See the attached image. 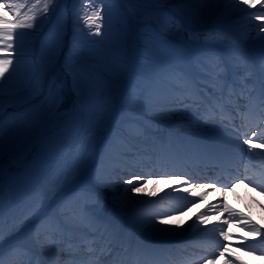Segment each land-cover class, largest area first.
<instances>
[{"label": "rangeland", "instance_id": "1", "mask_svg": "<svg viewBox=\"0 0 264 264\" xmlns=\"http://www.w3.org/2000/svg\"><path fill=\"white\" fill-rule=\"evenodd\" d=\"M120 1L130 10L132 19L126 18L122 7L116 8L115 5L105 2L101 34L91 35L90 32L94 31V26L89 29L82 16L86 12L90 14L93 10L92 7H89L87 3L83 4V0H72L74 19L71 33L72 36L79 34V38L75 39L76 42L71 45L68 56H71V61L82 54L87 58L85 64L74 67L73 70L78 76L80 87L89 90L92 105L88 115L84 118L82 144L76 151L68 152V155L73 158L70 169L63 170L61 167V170H58L54 166H50L51 168L46 171L48 178L58 182L61 186L59 189L56 188L55 194L49 196L41 206L32 208L23 216L25 222L22 227L32 225L36 242L43 229L54 222L58 223L59 217L63 214L62 204L64 201L75 198L84 205L83 197L90 196V192L84 196L85 188L80 182L89 171L93 173L92 179L95 184L100 185L106 181V170L103 167L106 162L103 157L107 153L105 151L106 144L112 145V152L118 157L120 151H127L124 148L123 140L129 142L127 135L130 134L136 123L149 126L147 115L158 120L161 119L159 116L161 111L156 109V104H158L157 100L164 96L163 93L166 90L164 91V84L162 87H154L157 81L167 80V88L171 86L176 88L174 83H181L182 80L173 78V73L187 72L186 74L192 77V70L198 71L200 64H206L212 54L219 56L224 61L226 72L228 68L230 73L229 77L225 73L218 78L215 77L216 81L221 84L224 79L229 82L233 75L243 76L245 72L250 77V81H256L257 70L262 68L258 65L264 59V40H261L257 35L258 29L255 24L259 22H253L250 19L252 14L258 15L264 11L259 5L255 9H249L246 5L238 3L237 0H217L216 3L196 5H181L175 3L174 0ZM0 3L24 5L20 9V19H24L25 16L36 17L35 28L17 29L16 39L13 42L14 53L11 57L13 65L5 75L7 83L0 80V84L3 85L2 103L5 126L2 145L9 146L17 142L21 136L19 130H16L17 133L14 132L16 137L13 135L14 127H20L21 124L29 122L27 120L44 119L46 108L53 101L51 96L43 95V77L36 74L32 60H25L24 57H18V55L32 54V48L36 42L35 37L33 38L35 31L45 30L47 25L52 22L39 43L37 57L39 71L46 72L47 66L51 63V57L57 58L63 46L69 16L67 0H61L56 18L54 17L55 12L51 10L47 13V18H44V5L49 3V0H2ZM190 7L200 9L199 19H193L184 13L183 10ZM6 11H8L9 18H14L11 10L6 9ZM179 18L189 29L201 30L204 35H199L196 31L194 32L197 34L187 33ZM136 37L140 49L137 74L133 86L123 101L128 111H117L116 104L120 86L127 80L130 73V52ZM97 38L99 41L95 42L94 39ZM0 58L7 57L0 54ZM17 60L20 61L19 64L16 63ZM69 61L67 62L69 63ZM94 66L97 67V70H94ZM71 67L66 70L69 71ZM203 76L204 73L199 72L196 85L198 88L207 87L205 83L200 84ZM48 79L50 83L54 84V81H57V75L50 73ZM29 81H31L30 83L34 82L32 87L34 90L30 92L31 94L21 93V91L27 90ZM226 85L224 83L220 90L224 89ZM178 91L183 92L181 88H178ZM49 93L52 92L48 90ZM199 95L203 99V92ZM9 96L13 99L8 98ZM38 97L39 99H37ZM47 98L49 102H45ZM155 101L157 102L154 105ZM30 102L29 107L22 112H17ZM100 114H103V122L97 126ZM115 119L116 123L114 124ZM30 125L34 128V134L39 135L42 125L36 123ZM110 126L112 128L109 130ZM11 128L12 130H10ZM37 175L41 174L35 173L33 176L36 178ZM20 178L24 181L25 187L32 186V177L22 176ZM75 193H77L76 197H74ZM79 193L81 194L79 195ZM88 208L95 210L98 217L107 218L119 224V216L108 205L107 200L101 198L93 200V204ZM18 214L20 213L18 212ZM14 236L8 234L0 238V255L10 254L11 249L18 245L14 242ZM126 237L134 238L131 229L126 231ZM47 243L52 245V249H45L46 245L44 244L41 252L53 256L60 248L55 246L53 249L54 244ZM32 254L35 256L34 253ZM48 260L50 261V259Z\"/></svg>", "mask_w": 264, "mask_h": 264}, {"label": "bare ground", "instance_id": "2", "mask_svg": "<svg viewBox=\"0 0 264 264\" xmlns=\"http://www.w3.org/2000/svg\"><path fill=\"white\" fill-rule=\"evenodd\" d=\"M68 4L70 5V2ZM115 4L117 6L116 2ZM119 6L122 7L126 18L132 19L133 16L130 10L123 3H119ZM139 51L136 37L130 52V73L127 80L120 86L116 104L117 111H128L123 101L136 78ZM222 68L223 71H226V66L220 60L218 66L213 69L208 68V72L212 70L213 76L216 74L220 75L223 74ZM58 71L61 74H59L58 80L55 81V87L49 83L47 84V82L43 85L44 91L46 86L51 89L52 93L48 94L51 99L53 98L54 100L57 96L59 97L56 106L52 107L53 101H51V105L46 108L44 119L27 120L29 122L21 124L20 127L15 126L14 131L11 128L10 130L13 133L16 130L20 131L21 136H19L18 141L9 146H0V194H2L3 200L0 227L3 229V236L8 234L15 235L14 242L34 253L36 258L43 263V258L38 257V254L43 250L42 246L44 244L39 243L43 241V238H39L36 242L32 225L22 227L25 222L23 216L30 212L32 208L41 206L49 196L55 194L56 188L59 189L61 186L58 182L49 179L46 171L51 168L50 166H54L58 170H61V167L63 170L70 169L73 158L68 155V152L76 151L78 146L82 144L84 118L88 115L92 105V97L89 95V90L80 87L78 76H76L73 67L67 71L58 66ZM261 76V74L258 75L257 82L255 81L257 84ZM207 79L210 85L216 83L215 78L209 77ZM224 83H229L228 87L232 88L236 93H239L241 88L245 86L243 76L240 75H235L231 82L225 80ZM216 84L217 86L219 85L218 83ZM185 85H180V87ZM247 87H250V83L247 84ZM212 91L213 93L206 94L208 102L204 103L205 108L211 110L210 115L214 117L211 123H205L208 121L202 120L204 117H199V113L193 111L188 105L173 106L168 110L161 111L159 116L163 121H159L155 117L149 118L150 135L152 137L150 146H152L151 149L154 154H157L158 160L156 170H161L162 166H169L167 161L160 162L161 158L165 159L162 155L163 153L158 150V146L161 143L179 145L187 142L210 143L211 145L219 143L222 147L218 146L219 148L215 149V154L217 155L221 152H226L224 148L229 149L230 155L228 158H224L223 161L224 174H227L229 170H236L233 174L239 173L242 167L249 166L247 162H243L238 158L237 154L242 152L246 153L247 158L253 161L252 170H259L260 172L264 170V161L262 160L264 158V149H256L252 153L247 151L248 146L243 145V142L236 136V134L240 136L245 122L241 123V121H238L236 124H231L223 114L224 110L223 113L220 111L222 104L220 96L216 94L215 90ZM219 91L223 92L222 90ZM225 97H227V101H232L233 103L236 101L233 97ZM236 105L241 108L240 105L245 106V103L238 100ZM244 106H242L243 110ZM31 123L42 125L39 135L34 134V128L30 125ZM229 126L234 129L229 128ZM111 128L112 126L109 127V130ZM13 135L16 137L15 133ZM160 137L162 139L160 144H158V138ZM164 137L168 139L165 141ZM133 139H141V137H133ZM256 142L259 143L261 141L257 140ZM126 146H130L133 151L138 152L141 155L139 159L138 157L131 159L135 155V152L132 153V151H129L128 155H121L120 158L113 152H107L103 156L106 159L105 164H103L106 170V181L100 185L95 184L92 179L93 173L89 171L80 182L93 196L106 198L109 206L118 214L124 232L127 229H131L136 237L135 239L150 242L156 241L157 244L161 242L169 244L180 243L184 247H189V250L196 255L206 256V259L201 260L198 264H206L209 259H215V264H225L226 259H229L231 264H264V258L260 253L253 251L255 248L264 250V246L261 244L264 241V236H256L250 227H243L242 222L233 221L228 213L218 212L212 207L213 205L220 207L222 201L231 209L238 213H243L245 217H250L256 225L264 228L263 188L252 186L254 184L246 179L245 184H239L231 192L218 191L213 189V187L197 189V192L204 197L198 200L195 199L197 197L188 196L187 193L183 192V188L189 186L184 181L177 178L164 180L155 174L147 175L136 170L137 168L131 165L134 164L136 166L147 161V155L150 150L145 151L147 147L143 148L145 147L144 142H140L137 145L135 143L126 144ZM235 147L236 150L233 151ZM141 149L142 152H140ZM189 152L181 150L180 155L187 157ZM98 163L101 165L100 162ZM119 166L120 168L118 169ZM185 169L187 168L185 167ZM215 169L218 168L215 167ZM134 171L137 172V175L131 173ZM35 173H40L41 175H37L35 178L33 176ZM240 173L243 175V172ZM22 176H25V178L32 177V186L28 185L25 187L24 181L20 180ZM135 177L140 179H135ZM127 180H132V183H126L125 181ZM144 180H146V183L143 182ZM178 180L180 183H177ZM221 180L228 183L230 177L225 176ZM133 186H142V191L139 193L132 192ZM173 189L177 190L173 191ZM185 196L188 197L187 199L194 198L197 202L195 206L182 212L187 207L176 200ZM158 202H161L162 207L156 205ZM25 209L29 211H23ZM168 210L169 212H167ZM149 211L154 215L152 219L145 214ZM201 216L208 217L207 224L200 222L199 218ZM165 219H171L172 223L165 224L160 222ZM225 220H229L228 225L223 223ZM228 228H230V238L228 241H224L219 233ZM175 239L179 240L176 242ZM47 244L45 243V249H52V245ZM225 245H229V252L224 257H218L219 252L223 250ZM54 248L55 246L53 245ZM54 259L58 260L60 264H65V261L69 260V254L63 255L60 250L55 256H51L50 260ZM5 264H14V262L8 261Z\"/></svg>", "mask_w": 264, "mask_h": 264}, {"label": "snow or ice", "instance_id": "3", "mask_svg": "<svg viewBox=\"0 0 264 264\" xmlns=\"http://www.w3.org/2000/svg\"><path fill=\"white\" fill-rule=\"evenodd\" d=\"M105 2L106 0H86V3L89 7H92V11L90 14L87 12L82 16L84 23L92 29L94 26V31H91V35H100L101 34V27L104 22V15H105ZM142 2H148V0H142ZM175 3L181 5H196V4H203V3H216L217 0H174ZM238 3L246 5L249 9H255L259 5L261 9H264V0H237ZM59 3V0H49V3L44 5V18H47V13L51 10H55V5ZM24 7V5L18 3H0V54L7 58H0V80H5V75L9 72L10 67L13 65V59L11 58L14 53V41L16 39L15 33L17 29H33L36 27L35 16H25L24 19H20V9ZM6 9L11 10L14 18H9L8 11ZM184 13L190 16L193 19L200 18V9L196 7L185 8ZM251 21L259 23L255 24V27L258 29L257 35L260 37L261 40H264V11L260 14H252L250 17ZM41 22H43L41 20ZM23 35V33H21ZM17 64L20 63L19 60L16 61ZM262 66V76L257 84L255 81H251V87H247V84L250 81V77L248 76L247 72H245L243 76V80L245 81V86L241 88L239 93H236L233 89L229 88L228 90V97L231 98L233 96H242L245 92L248 95V103L244 106V111H240L239 109L238 114L242 120L251 121L257 120L258 123L255 124V128H260L261 130L257 132L255 128H250L248 132L243 133V145H247V151L249 153L254 152L256 149H264V59L261 60ZM15 71V69H13ZM175 78L179 79H186V77L180 74H172ZM163 82L157 81L154 87H162ZM2 89L3 85L0 84V146L3 144L4 138V130L5 126L3 123L4 120V108L2 103ZM11 94V93H10ZM59 97L57 96L53 100L52 107L56 106ZM259 109V111H257ZM103 122V114H100L97 120V126L102 124ZM260 140L261 142L257 143L256 141ZM158 150L164 154H175L181 150L190 151L197 154H212L215 152V148L213 146L198 143V142H187L182 143L179 145L171 144V143H161L158 146ZM105 151L111 153L113 151L111 144L105 145ZM219 155L222 158H228L230 155L227 152H221ZM135 179H140L139 177H135ZM240 178H235L232 183L229 184H222L221 186L225 190H231L235 186V181L239 180ZM243 179H249L248 177H243ZM126 183H132V180L125 181ZM146 183V180L143 181ZM242 182V180H240ZM255 183V181H250ZM177 183H180L178 180ZM216 182H213L211 187L215 189ZM257 187L264 188V184H257ZM209 184L206 183H192L188 187L183 188V192L187 193L188 196L197 197L198 199H203V195L197 192V189H207ZM177 189H173L176 191ZM132 192L139 193L142 191V186H133L131 189ZM151 195V194H149ZM206 195V193H205ZM187 199L188 197H183ZM197 200H192L191 203H196ZM2 194H0V216H2ZM216 211L228 213L229 217L233 221H240L243 223V227L251 228V231L255 233L256 236H264V228L256 225L254 221L251 220L250 217H245L243 213H238L235 210L231 209L226 203L221 201L220 207L216 205L212 206ZM65 219L59 223H53L52 227L54 229H58L64 231L68 228V226L76 225V224H84L89 227H95V221L89 216L88 212L84 208L78 207H69L68 211L64 214ZM200 222L202 224L208 223L207 216H201ZM161 223L170 224L172 223L171 219H165L160 221ZM225 225L229 224V220H225L223 222ZM230 228L226 230L220 231L219 235L223 237L224 241H228L230 236ZM3 236V229L0 227V237ZM246 239V238H242ZM84 245L87 246V250L90 252H94L95 250L91 247L90 242L83 241ZM69 249H73L74 247H79V245H68ZM229 252V245H225L223 250L219 252L218 257H224L226 253ZM10 255L18 258L19 264H34L32 259L31 253L28 249L21 247L19 245L13 247L11 249ZM75 252H69V260L65 261V264H83L81 261H77L75 258ZM217 257V258H218ZM0 264H5V260L2 255H0ZM49 264H60L58 260H52ZM206 264H215V259H209L206 261ZM225 264H231L229 259L225 260Z\"/></svg>", "mask_w": 264, "mask_h": 264}]
</instances>
